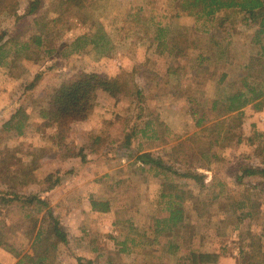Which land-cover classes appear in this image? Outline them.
Here are the masks:
<instances>
[{
	"label": "rangeland",
	"instance_id": "374dc122",
	"mask_svg": "<svg viewBox=\"0 0 264 264\" xmlns=\"http://www.w3.org/2000/svg\"><path fill=\"white\" fill-rule=\"evenodd\" d=\"M33 1L16 0L1 12L6 0H0V33L8 31L10 41L6 64L0 66V116L7 120L19 107L29 116L20 136L4 132L0 120V189L8 188L6 177L23 181L28 166L36 168L40 182L57 171L66 177L50 198L70 240L61 246L58 264H79V258L95 264H178L167 252H120L118 243L135 233L125 221L154 237L149 230L153 217L167 214L160 197L162 180L140 169L142 152L180 161L183 168L204 175L206 189L192 185L193 197L184 203L187 222L175 231L178 255L193 249L218 253V264H264V179L245 178L242 185L236 180L241 165L262 164L264 100L261 110L250 105L241 117L229 113L225 101L228 84L245 75L249 59L260 50L253 43L255 29H248L243 18L211 27L208 19L189 16L181 0H39L37 12L29 14ZM160 27L171 30L164 54L156 41ZM33 37H40L42 45L36 46ZM222 50L219 59L215 53ZM201 54L210 60L197 66ZM81 73L120 77L131 92L112 97L100 91L90 116L74 122L60 146L56 128L42 112L56 90ZM135 86L142 95L132 93ZM202 115L208 122L198 128ZM148 120L160 139L138 133ZM206 127L211 129L204 131ZM134 129L128 147L126 137ZM146 135L153 134L148 130ZM178 146L182 151L176 153ZM82 148L87 163L67 157ZM71 169L74 174L67 175ZM220 184L225 194L214 199ZM29 186L20 192L40 189ZM92 199L109 202L110 212H93ZM242 202L254 204L256 214L237 224L240 212L235 214L233 206ZM24 214L0 209L3 264L18 261L4 244L33 254L32 224ZM118 220L125 224L117 226ZM170 239L164 236L152 249L163 252Z\"/></svg>",
	"mask_w": 264,
	"mask_h": 264
},
{
	"label": "trees",
	"instance_id": "16d2710c",
	"mask_svg": "<svg viewBox=\"0 0 264 264\" xmlns=\"http://www.w3.org/2000/svg\"><path fill=\"white\" fill-rule=\"evenodd\" d=\"M16 0H6V6L1 9L5 12L12 8ZM74 3H79V0H69ZM182 7L189 16L208 19L211 27L221 28L225 22L231 19L243 18L248 29H255L253 43L260 47L259 52L253 55L246 67L245 75L238 81L228 84L229 92L225 97L228 112L238 114V117L243 115V109L250 105H254L255 109L261 110L264 100V0H181ZM5 4V0H3ZM16 5V3H15ZM39 8V0H34L31 4L29 14H34ZM227 16L225 20H220L218 14ZM8 31L2 30L0 33V66H4L6 62L3 60L9 54L7 47L10 41H6ZM171 30L160 27L156 41L158 50L164 54L169 44ZM228 38V37H227ZM32 42L36 46L42 45L40 37H33ZM220 44V43H219ZM216 41V45H219ZM173 52V50H170ZM218 57L223 58L225 51L215 53ZM210 60L208 56L199 55L196 62L197 66L207 64ZM39 78L36 77V80ZM226 75L223 76V79ZM36 81L32 87L35 86ZM102 91L108 95L115 97L124 92H131L128 81L122 80L120 77L102 78L94 73H81L65 81L59 89L53 94L50 99L49 108L42 112V118L50 125L56 128L57 138L60 140L58 145H63L67 131H70V126L76 121L86 120L97 104L98 93ZM132 93L142 95V91L137 87H133ZM217 104V103H216ZM215 108V107H214ZM197 115L196 111H193ZM6 116H0L3 121L2 130L6 133H15L23 135L29 124V116L23 107H19L6 120ZM208 119L202 115L197 120L196 126L201 128ZM153 121L148 120L145 123V129L138 131L142 136L148 139H160L157 136V131L154 128ZM204 128V127H203ZM211 128L206 127L204 131H209ZM151 130L152 134L148 137L147 131ZM131 135H126L125 144L130 147L131 140L136 135L135 129ZM217 140L211 141V146ZM181 146L174 152L178 153ZM78 156L81 158V163L88 162V153L85 148L80 149L75 155L72 152L67 157L72 158ZM204 153L202 157H206ZM264 156V150H263ZM137 161L141 164L142 172H147L153 177L162 180L161 201L164 204V210L167 212L165 216L153 217L149 227L152 235L150 237L146 231L139 232V229L133 227L129 221L128 229L135 232L133 235L128 233L124 237V241L119 242L121 246L120 252L123 254H144L153 255L156 253H165L176 258L178 264H218L220 255L216 252H200L190 249L184 255H178L181 250L180 243L176 241L179 238L175 231L183 228L187 222V215L184 208V203L187 198L193 197L191 190L192 185H196L202 189H206L204 184V175L196 168H183L180 161L169 162L162 156H157L152 152H142L137 157ZM241 175H236L237 183L242 185L245 178L259 177L264 179V158L262 164L241 165L238 168ZM75 169L67 172V175L74 174ZM24 180L19 178H5L4 184L7 189H0V209L12 211H23L24 219L32 224V243L31 249L33 254L24 253L16 250L13 246L4 244V248L14 254L18 259L16 264H58L59 250L61 246L69 245V235L65 230L59 217L58 207H54L51 203V196L61 188L62 182L65 181L64 175L60 176V171L50 173L45 178L44 182L36 179V168L27 167L22 173ZM34 174V175H33ZM185 180L184 185L179 182ZM36 184L40 187L34 193L20 192V188L25 189L31 187L29 185ZM48 184V185H46ZM190 185V186H189ZM43 186H45L43 188ZM189 186V187H187ZM223 184H220V189L215 194L218 198L223 192ZM92 211L97 213H109L111 210L110 203L107 201L91 200ZM234 207V213H240L236 217L237 224H241L244 219L252 218L256 214L254 204L238 203ZM5 221L0 219V234L2 233L3 224ZM122 221H116V225L125 224ZM170 236L167 242L166 250L152 249L155 245H161V238ZM79 264H95L92 259H78ZM1 264V263H0Z\"/></svg>",
	"mask_w": 264,
	"mask_h": 264
},
{
	"label": "crops",
	"instance_id": "0c3cea01",
	"mask_svg": "<svg viewBox=\"0 0 264 264\" xmlns=\"http://www.w3.org/2000/svg\"><path fill=\"white\" fill-rule=\"evenodd\" d=\"M245 110V109H244ZM12 256V255H11ZM1 263V262H0ZM1 264H3V263H1ZM14 264V263H13ZM16 264V263H15Z\"/></svg>",
	"mask_w": 264,
	"mask_h": 264
}]
</instances>
